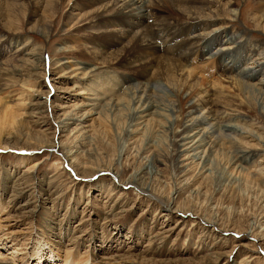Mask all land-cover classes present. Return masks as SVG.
Returning <instances> with one entry per match:
<instances>
[{"label":"rangeland","instance_id":"obj_1","mask_svg":"<svg viewBox=\"0 0 264 264\" xmlns=\"http://www.w3.org/2000/svg\"><path fill=\"white\" fill-rule=\"evenodd\" d=\"M230 1L239 15L233 25L247 31L251 42H259L257 39L261 36L253 32L255 27L249 21L250 17L258 15L259 0ZM33 4L36 5L33 7ZM86 4V0H60L54 10L52 0H33L30 4L23 0L15 14L7 18L16 32L14 40L30 41L31 50L45 51L44 79L39 75L42 71L33 73L41 84L40 90L48 92L47 98L43 95L39 101L32 102L33 106L26 107L31 115L22 118V123L14 129L9 128L11 131L6 129L0 141L3 147L0 150V208L6 211L3 215L9 220L6 219L9 230L5 233L18 236L24 262L50 264L53 259L54 264H68L65 252L77 250L79 256L87 254L85 260L104 258L118 264H264V237L258 241L250 236L251 232L264 233V156L261 155L264 151V109H243L246 120L240 124L261 140L259 143L245 135L237 137L242 144L246 142L244 145L250 154L255 155L245 172L235 168L232 152H222L220 147L213 159L214 172L206 177L196 164L176 163V151L163 128V121L161 125L147 127L152 134L147 132L146 137L134 141L125 138L126 124L120 117L113 120L107 117L106 123L104 121L91 133L85 141L87 152L82 150L75 163L64 160L61 153L67 145H74L75 136L72 127L63 132L60 121L64 113L72 111L74 103L81 102L79 93L83 90L78 83L50 80L55 78L49 73V68L54 67L50 66V60L56 63L64 57L55 52L56 49L65 47L63 55L69 62L88 59L94 63L97 57L83 52L82 46L88 43L95 44L103 60L106 56H114L115 60L122 54V46H113L109 36L92 33L93 8H87ZM82 15L90 19L84 20ZM6 31L4 21L0 22V37L4 35L11 40L13 37ZM71 46L73 49L69 50ZM6 55L5 51L0 53V62L7 60ZM12 65L7 63L8 67L4 68L9 71ZM117 65L114 71L119 79L121 67ZM18 69L21 76L9 75L16 93L21 91V81L31 78L24 66L19 65ZM59 106L65 108L61 110ZM182 106L179 104V108ZM40 122H44V127L37 125ZM44 144L52 149L37 150ZM124 145L126 151L119 154ZM153 152L163 165L147 181L152 182V190L161 200L139 188L121 185L132 173L148 164L147 159ZM108 166L119 178H112L108 171L96 172L97 168ZM172 194L175 198L173 210L167 211L161 201L173 199ZM177 208L191 211L193 215L181 214L174 210ZM212 217L218 220L217 227L202 220ZM36 232L43 233L39 243ZM12 248L9 244L0 248V256L10 257L8 253ZM50 248L54 252L49 251Z\"/></svg>","mask_w":264,"mask_h":264},{"label":"bare ground","instance_id":"obj_2","mask_svg":"<svg viewBox=\"0 0 264 264\" xmlns=\"http://www.w3.org/2000/svg\"><path fill=\"white\" fill-rule=\"evenodd\" d=\"M21 1L23 2L0 0V20L3 19L8 36L13 37L11 40L4 35L0 37H4L0 39V53H7V60L0 62V141L3 140L1 138L6 129H14L22 123V118L31 115L27 113L26 107L33 106L32 102L39 101L38 99L43 95L46 97L48 93L40 90L41 84L33 73L42 71L39 75L44 79L45 51L31 50L30 41L14 40L16 32L7 19L19 9ZM26 1L29 4L33 2ZM52 1L55 10L60 0ZM86 3L87 8H93V13L89 12L92 15V33L109 36L113 40V46H122V54L119 53L120 56L115 60L114 56H106V60H103L104 57H101L95 44L88 43L81 46L84 48L83 52L97 57L93 60L94 63H90L88 59L83 62H69L63 55L66 48L56 49L55 52L64 57L56 63L50 60V66L54 67L49 68V73L55 76L50 80L58 83H78L83 90L79 93L81 102L74 103L72 111L64 113L60 121L61 130L68 132L72 127L71 131L75 136L74 145H67L64 153H61L64 160L75 163L82 150L86 149L87 152L85 141L91 133L97 131L107 117L112 120L120 117L126 124L125 138L134 141L147 135V132L152 134L147 127L161 125L160 122L163 121V128L170 136L176 151V163L189 161L190 164H196L206 177L214 172L213 159L218 155L220 147L222 152H232L235 168L245 172L246 165L255 155L250 154L249 148L244 145L246 142L242 144L237 137L245 135L244 137L261 143L260 138L243 128L240 122L246 118L243 109H264V0L258 2V15L249 18L255 27L253 32L261 36L257 43L250 41L251 36L247 31L233 25L239 15L238 9L230 0H86ZM34 5L36 4L33 7ZM77 16L79 18L78 14ZM68 17L69 20L70 16ZM41 34L45 36L44 33ZM68 49L73 48L71 46ZM7 63L14 64L9 68L10 72L4 68ZM196 63L198 65L194 67ZM117 64L121 67V73L118 72L119 79L114 71L117 70L114 69ZM19 65L30 72L31 78L21 81V91L16 93L12 90L9 77L21 76ZM206 74L210 76H205ZM213 76L214 80L209 81ZM179 104L183 106L179 108ZM59 107L61 110L65 108ZM37 125L44 127L45 124L40 122ZM220 140L226 142L221 143ZM1 144L0 150L3 149ZM153 144L155 147L156 143ZM262 147L264 149V145ZM48 148L52 149L44 144L37 150ZM124 148L126 149L125 145L119 154L126 151ZM154 152L147 159L148 164L122 181V186L130 185L157 197L154 189L152 190V182L147 181L163 165ZM261 155L264 156V151H261ZM104 171H108L107 174L112 178H119V174L110 166L96 169V172ZM163 200L161 203L166 210H173L174 196L169 201ZM174 210L193 215L191 211L182 208ZM3 213L7 214L0 208V248L3 249L6 244L13 248L8 253L10 257L0 256V264H26L18 236L12 232L5 233L9 226L5 224L8 218ZM202 220L213 227L218 225L216 217ZM36 234L39 243L43 239V233ZM250 236L260 241L264 233L256 235L251 232ZM49 251L54 252L52 248ZM65 255L68 264H118L117 261H106L104 258L85 260L87 254L79 256L77 250H67ZM49 263L54 264L53 259Z\"/></svg>","mask_w":264,"mask_h":264}]
</instances>
